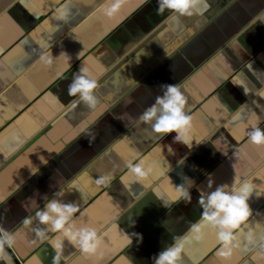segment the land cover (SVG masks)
<instances>
[{
    "label": "crops",
    "instance_id": "crops-1",
    "mask_svg": "<svg viewBox=\"0 0 264 264\" xmlns=\"http://www.w3.org/2000/svg\"><path fill=\"white\" fill-rule=\"evenodd\" d=\"M104 2L0 0V226L16 235L0 264H52L50 244L32 243L43 227L35 212L61 188L55 198L76 202L77 225L96 228L101 241L93 255L65 242L61 264H152L183 237L181 264H264V147L246 134L253 124L264 129V0H198L191 17L157 15L156 0H124L109 18L99 11ZM60 5L66 23L54 15ZM81 66L99 81L95 108L72 107L67 95ZM161 84L188 97L190 145L136 121ZM137 158L152 168L142 181L126 168ZM102 173L112 175L107 186L95 184ZM208 174L215 184L254 185L252 215L227 260L216 254L215 229L202 224L200 240L191 231ZM186 176L195 181L190 204L173 199L177 184H191ZM131 232L142 241L130 245Z\"/></svg>",
    "mask_w": 264,
    "mask_h": 264
},
{
    "label": "clouds",
    "instance_id": "clouds-1",
    "mask_svg": "<svg viewBox=\"0 0 264 264\" xmlns=\"http://www.w3.org/2000/svg\"><path fill=\"white\" fill-rule=\"evenodd\" d=\"M124 0H105L99 6V11L109 18L114 17L121 9ZM149 0H140L141 4ZM198 0H156V14L162 15L166 11L170 15L187 16L194 15ZM54 15L57 20L67 22L68 11L63 5L55 8ZM259 21L264 22V17H259ZM256 23V20L252 21ZM41 60L50 64L52 57L49 55L41 56ZM69 68L71 65L69 64ZM63 79V77H61ZM100 87L99 81L94 77L89 69L81 66L76 72L72 73L71 82L67 86V95L76 98L70 101L71 106L75 107L78 103H83L88 108H95L97 104L96 90ZM161 94L156 95L154 102L146 107L136 118L137 123L150 125L151 129L162 137L175 133L172 141L183 145H190L192 136L193 117L186 112L188 97L176 84H161L159 86ZM248 141L254 145L264 147V129L258 124H253L247 131ZM95 139L94 134H90ZM138 162L128 160L126 168L128 175L137 181L144 180L151 172L152 168L146 166L143 158H137ZM185 187L184 183L175 186L174 201H183L185 204L192 202V184ZM111 173L100 174L95 179V184L107 186L111 183ZM211 174H208L206 188H197V204L201 209L199 220L192 225L191 231L194 239L203 238L201 225L206 224L215 229L217 240V256L225 260L231 258L235 249L240 247V241L236 233L241 230L249 217L252 215L249 200L252 198L254 185L247 179H236L231 184L225 182L215 184ZM63 188L53 193L52 197L45 194L43 208L35 212V219L43 227H37L33 244L49 243L52 250V264H61L63 259L65 242L72 245L77 251L85 255H93L97 252L100 244V236L96 228L87 224L77 225L76 214L80 208L76 202H63L55 197L63 196ZM82 215V213H81ZM24 226L32 223V217L23 220ZM135 221L130 220L129 227L134 226ZM52 234V235H49ZM133 238L137 243L142 241L140 233L131 232L127 234V239L131 245ZM249 243H254V236L249 230L245 234ZM16 241L14 230H8L0 226V251L5 248H12ZM187 237L173 239L166 244L161 251L155 254L152 264H181L185 252ZM260 254L264 255V241L258 246Z\"/></svg>",
    "mask_w": 264,
    "mask_h": 264
}]
</instances>
